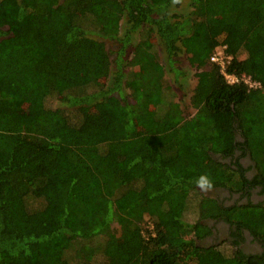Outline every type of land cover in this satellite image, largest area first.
Here are the masks:
<instances>
[{"label":"trees","instance_id":"obj_1","mask_svg":"<svg viewBox=\"0 0 264 264\" xmlns=\"http://www.w3.org/2000/svg\"><path fill=\"white\" fill-rule=\"evenodd\" d=\"M179 1L0 0V264H264L201 242L217 210L264 242V209L195 183L240 188L216 158L237 132L264 172V0ZM218 49L259 87L227 84ZM160 53L175 82L195 68L191 115Z\"/></svg>","mask_w":264,"mask_h":264},{"label":"flooded vegetation","instance_id":"obj_2","mask_svg":"<svg viewBox=\"0 0 264 264\" xmlns=\"http://www.w3.org/2000/svg\"><path fill=\"white\" fill-rule=\"evenodd\" d=\"M244 138L239 132L235 134L238 143L233 153L225 158L216 156L221 162L228 164L233 170L241 173L244 183L236 190L227 187H215L212 191L202 192L205 196L216 200L218 207L233 205L250 206L264 209V172L261 166L251 157L248 149L241 148ZM221 211L214 212L216 217L205 218L204 223L210 229L201 240L206 245L225 244L228 247L241 250L246 254L264 253V242L247 227H238L232 222L217 216ZM251 219V218H250ZM255 220V218H253Z\"/></svg>","mask_w":264,"mask_h":264},{"label":"rangeland","instance_id":"obj_3","mask_svg":"<svg viewBox=\"0 0 264 264\" xmlns=\"http://www.w3.org/2000/svg\"><path fill=\"white\" fill-rule=\"evenodd\" d=\"M190 8L191 7L189 6L187 0H181L179 2L173 3L170 7V10L173 13L187 14L190 11ZM7 9L9 10H6L5 13L12 11L13 6L11 5V7H8ZM7 27L8 26L3 25V30H1L2 33H0V38L5 37L9 34ZM133 40H137V35L134 36ZM105 44L108 47V49L112 51L111 57H113L114 56L113 51L117 47V42L106 40ZM159 57H160V61L163 63L166 69L165 78L168 80L169 84L174 89V92L176 95L175 100L178 101L181 109L183 110L184 115L186 116L191 115L194 112V108L190 104V96L192 94L193 87L196 83L195 68L188 64V62L185 60L183 55H180L177 65L181 69L182 75L179 77L178 81L175 82L173 80V74L170 71H168V65L166 64L162 53L159 54ZM124 92L125 93L127 92L126 89L124 90ZM4 100L6 102L7 108L13 109V106H12L13 100H10V99L9 100L4 99ZM190 219H194V216L191 215ZM218 245H221V244H218ZM223 247L226 249V247L228 246H223ZM228 249H230V247H228Z\"/></svg>","mask_w":264,"mask_h":264},{"label":"built area","instance_id":"obj_4","mask_svg":"<svg viewBox=\"0 0 264 264\" xmlns=\"http://www.w3.org/2000/svg\"><path fill=\"white\" fill-rule=\"evenodd\" d=\"M231 56H227L224 54L222 49H218L210 56V61L215 62L220 67V73L222 74L225 82L229 85L237 83L238 81H242L250 88H258L259 83L257 81L252 80L249 76L241 75L240 77L236 76L235 74L228 73L225 70V64L229 61Z\"/></svg>","mask_w":264,"mask_h":264},{"label":"clouds","instance_id":"obj_5","mask_svg":"<svg viewBox=\"0 0 264 264\" xmlns=\"http://www.w3.org/2000/svg\"><path fill=\"white\" fill-rule=\"evenodd\" d=\"M196 186L202 191V192H209L214 189V182L210 178V176L206 173L201 174L198 179L195 181Z\"/></svg>","mask_w":264,"mask_h":264}]
</instances>
